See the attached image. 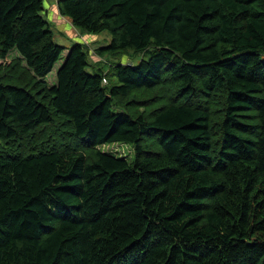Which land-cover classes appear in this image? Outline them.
<instances>
[{"label": "trees", "instance_id": "16d2710c", "mask_svg": "<svg viewBox=\"0 0 264 264\" xmlns=\"http://www.w3.org/2000/svg\"><path fill=\"white\" fill-rule=\"evenodd\" d=\"M59 10L150 59L108 87L78 42L50 87L44 0H0V264H264V0Z\"/></svg>", "mask_w": 264, "mask_h": 264}, {"label": "rangeland", "instance_id": "374dc122", "mask_svg": "<svg viewBox=\"0 0 264 264\" xmlns=\"http://www.w3.org/2000/svg\"><path fill=\"white\" fill-rule=\"evenodd\" d=\"M44 11L45 19L49 22L50 28H52L51 31L53 33L55 43L65 48H67V46L72 48V46H74L76 43L81 42L83 45H85V47H87L89 54L88 61L95 68V70H103L105 73L111 71V74L108 77V87L117 84L116 78L114 76L117 64H131L132 66H136L139 65L142 60L148 61L150 59L149 53H139L132 49H128L126 52L117 54L116 56L108 54L101 56L99 50L102 47L108 46L111 42L112 38L109 33L105 32L99 36H93L85 33L80 28H75L72 22L64 17L59 10V0H44ZM53 13L57 15L54 16V20L51 19V15ZM67 25H71V28L74 30V35L72 38H70V35L67 32ZM57 26H59V29ZM67 54L68 50L66 49L62 54L61 61L56 65L54 71L46 78V82L50 87L55 84L57 70L63 64ZM8 58L13 60L20 58V56L17 54V52L12 51ZM23 64L25 65V62H23ZM88 71L92 72L90 68H88ZM141 98L144 99L142 96ZM97 149L101 152L114 154L115 156L127 159L128 161H131L134 158V150L131 145L114 144L101 146Z\"/></svg>", "mask_w": 264, "mask_h": 264}, {"label": "crops", "instance_id": "0c3cea01", "mask_svg": "<svg viewBox=\"0 0 264 264\" xmlns=\"http://www.w3.org/2000/svg\"><path fill=\"white\" fill-rule=\"evenodd\" d=\"M54 16H57L56 14H52L51 15V19H53L54 20ZM64 24H66V23H64ZM65 26V25H64ZM57 28L59 29V26H57ZM61 28V27H60ZM67 29H68V31L67 30H65V31H67L68 32V34L70 35V38H72L73 37V35H74V30L71 28V25L70 26H68L67 25ZM64 30V29H63ZM62 32H64V31H62ZM67 50H69V48H70V46H67ZM58 71V70H57Z\"/></svg>", "mask_w": 264, "mask_h": 264}, {"label": "built area", "instance_id": "2783aa9c", "mask_svg": "<svg viewBox=\"0 0 264 264\" xmlns=\"http://www.w3.org/2000/svg\"><path fill=\"white\" fill-rule=\"evenodd\" d=\"M108 84V82H107V79H103V85H107Z\"/></svg>", "mask_w": 264, "mask_h": 264}]
</instances>
